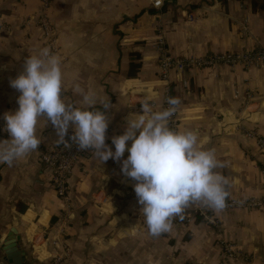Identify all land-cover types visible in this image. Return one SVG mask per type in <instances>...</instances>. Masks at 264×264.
Instances as JSON below:
<instances>
[{"label": "crops", "instance_id": "0c3cea01", "mask_svg": "<svg viewBox=\"0 0 264 264\" xmlns=\"http://www.w3.org/2000/svg\"><path fill=\"white\" fill-rule=\"evenodd\" d=\"M39 3L0 0V141L10 139L1 128L4 114L19 107L20 93L10 80L24 71L30 55L48 48L61 59L66 102L83 106L73 91L77 85L98 101L109 100L106 144L113 151L112 137L122 135L130 114L141 111L140 101L147 98L154 111L163 110L168 89L181 101L178 131L198 132L200 146L215 149L225 164L218 171L230 181V198L264 196V149L250 135L264 137V64L249 70L219 64L181 75L170 70L161 78L154 48L157 28L175 56L264 48L263 11L252 10L249 0H163L160 8L151 0H50L53 49L36 22ZM38 136L36 151L12 166L0 164V264H8L3 246L12 228L26 264H221L217 238L253 254L250 262L237 258L226 264H264V208L208 210L219 222L216 232L196 212L204 207L193 205L186 212H194L190 223L174 220L169 233L152 237L136 182L122 173V161L101 163L92 150L81 157L69 179L67 206L40 161L41 151L60 145L56 130L41 121ZM58 244L69 246L68 252Z\"/></svg>", "mask_w": 264, "mask_h": 264}, {"label": "clouds", "instance_id": "9594fccd", "mask_svg": "<svg viewBox=\"0 0 264 264\" xmlns=\"http://www.w3.org/2000/svg\"><path fill=\"white\" fill-rule=\"evenodd\" d=\"M10 86L20 93L19 107L3 116L10 139L0 141V164L12 166L39 148L41 121L55 128L57 144L70 147L65 137L71 125L70 139L81 150L91 149L101 163L110 158L122 161V173L136 182L134 191L142 206L140 212L152 237L169 233L173 221L177 217L183 220L193 205L216 213L227 208L231 185L218 171L225 164L217 159L215 149H203L196 131L170 127L181 103L179 98L169 97V107L160 111H154L147 98L141 100V111L130 114L123 134L112 137L113 151L106 144L109 100L98 101L94 92L86 93L77 85L73 91L82 96L83 106L66 102L61 95L65 90L61 59L50 49L30 55L24 71L10 80ZM125 151L129 155L122 159Z\"/></svg>", "mask_w": 264, "mask_h": 264}, {"label": "built area", "instance_id": "2783aa9c", "mask_svg": "<svg viewBox=\"0 0 264 264\" xmlns=\"http://www.w3.org/2000/svg\"><path fill=\"white\" fill-rule=\"evenodd\" d=\"M154 7L160 8L163 5V0H151ZM50 0H40L39 9L36 17V22L39 25L43 39L47 44L55 49L56 35L52 23L49 18ZM240 27L243 31L246 30L244 22H240ZM154 48L158 52L159 75L161 78H167L170 70L176 71L181 75L190 68H205L215 65L235 66L242 65L246 70L258 67L264 64V48H253L243 51H225L221 53H212L203 56H175L172 55L166 46V41L162 34V30L157 28V33L154 42ZM163 107H169L167 100L170 97L169 90L164 92ZM179 113L176 110L174 116L170 120V127L178 131ZM5 123L1 124L4 132ZM73 134L69 132L65 140L71 145L65 147L64 144L54 145L48 149L41 151L40 161L50 171V182L57 196L63 200L68 206L69 202V179L72 175L74 167L77 165L81 157L86 156L91 149L81 150L76 143L72 142L70 137ZM256 138L257 144L264 149V137L257 135L254 132L250 133ZM226 209H261L264 208V196L255 197H233L227 201ZM225 209V210H226ZM209 209L200 208L196 212L200 214L208 222L218 226V221L212 216H209ZM191 214L185 213L186 221H189ZM224 251L229 256H234L238 253L232 245L221 241Z\"/></svg>", "mask_w": 264, "mask_h": 264}, {"label": "rangeland", "instance_id": "374dc122", "mask_svg": "<svg viewBox=\"0 0 264 264\" xmlns=\"http://www.w3.org/2000/svg\"><path fill=\"white\" fill-rule=\"evenodd\" d=\"M187 212V211H186ZM185 212V213H186ZM191 213V212H190ZM194 213V212H193ZM193 213H191V216H190V220L189 221H186L185 220V217H184V219L183 220H181V219H179L178 217L175 219L176 220V223L178 224V225H180V226H185V225H187L188 223H190V221L192 220V218H193ZM204 219V218H203ZM204 221H205V219H204ZM206 222H208L207 220H206ZM209 227H211L214 231H216V232H219V229H220V225H219V222H218V226H216V225H214V224H212V223H210V222H208V223H206ZM221 241H224L225 243H227V244H230V245H232V247H233V249L235 250V251H237L238 253H240V254H237V255H234V256H229V255H227L226 254V252L224 251V248H223V246H222V244H221ZM216 242H217V245L220 247V248H222V252H223V255H224V257H225V261H222L221 262V264H226V261L227 260H231V259H241V260H244L245 262H250V261H252L253 260V254H252V252H250V251H247V250H243V249H241V248H238V247H236L235 246V244H233V243H231V242H229V241H226V240H224V239H221V238H217V240H216ZM41 245V243H39V244H36L35 245V248L36 249H38V247ZM61 245H56L55 247L57 248V249H59L58 247H60ZM62 250H65L64 252L65 253H67L68 251V248H69V246H67V247H63V246H61L60 247ZM64 255H67V254H64ZM5 260V259H4ZM61 260L62 259H58V260H53V261H50V263L49 264H59V262H61ZM6 261V260H5ZM7 262V261H6ZM106 262L107 261H100L99 262V264H106ZM8 263V262H7ZM38 264H44V263H38ZM84 264H91L89 261L88 262H86V263H84ZM149 264H151L150 262H149Z\"/></svg>", "mask_w": 264, "mask_h": 264}, {"label": "water", "instance_id": "95a60500", "mask_svg": "<svg viewBox=\"0 0 264 264\" xmlns=\"http://www.w3.org/2000/svg\"><path fill=\"white\" fill-rule=\"evenodd\" d=\"M19 236L16 235V229L12 228L8 234L7 241L3 246L5 252V260L8 264H26L25 254L22 250L17 249V241Z\"/></svg>", "mask_w": 264, "mask_h": 264}, {"label": "trees", "instance_id": "16d2710c", "mask_svg": "<svg viewBox=\"0 0 264 264\" xmlns=\"http://www.w3.org/2000/svg\"><path fill=\"white\" fill-rule=\"evenodd\" d=\"M223 2H226L227 0H221ZM250 4H251V8L252 10H261L264 12V0H249ZM135 68L139 67L138 65H134ZM129 76H134L133 73H129ZM97 109L104 111V109L102 108V106L98 105L96 106Z\"/></svg>", "mask_w": 264, "mask_h": 264}]
</instances>
